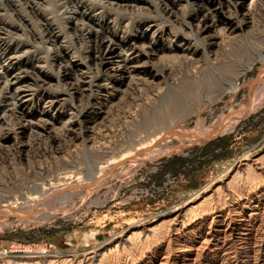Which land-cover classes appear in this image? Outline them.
I'll return each instance as SVG.
<instances>
[{"label":"bare ground","instance_id":"bare-ground-1","mask_svg":"<svg viewBox=\"0 0 264 264\" xmlns=\"http://www.w3.org/2000/svg\"><path fill=\"white\" fill-rule=\"evenodd\" d=\"M82 1L0 0V167L5 168V176L0 168V228L8 218L24 224L55 214L40 210L52 200L96 193L123 165L206 145L264 103V73L239 110L206 128L179 124L191 113L179 98L163 102L176 68L214 66L227 46L263 34L264 0H246L249 9L242 13L238 7L245 0H87L98 6L97 13ZM42 9L68 20V36L61 38L41 21ZM102 11L140 16L148 23L130 36L126 27L115 28L113 17L101 21ZM24 38L29 46L12 43ZM65 39L87 51V66L73 60ZM47 43L50 49L42 57L23 58ZM250 51L264 65V55ZM44 67L55 71L56 83L41 74ZM100 82L110 89L99 90ZM226 87H220L222 94L240 90L235 82ZM37 89L43 92L31 102ZM92 98L97 107L83 113ZM65 101L75 108L61 113ZM122 105L127 107L118 115ZM172 141L174 146L163 149ZM123 145L127 150L124 146V152L112 155ZM106 158V169L97 168ZM54 164L57 169L51 171ZM72 175L84 179L72 183ZM53 176L64 181L49 183ZM204 191L159 221L152 217L128 234L118 229L107 243L85 239L86 247L68 254L15 244L13 254L0 247V264H264V151L241 157ZM5 196L14 202H2Z\"/></svg>","mask_w":264,"mask_h":264},{"label":"rangeland","instance_id":"rangeland-1","mask_svg":"<svg viewBox=\"0 0 264 264\" xmlns=\"http://www.w3.org/2000/svg\"><path fill=\"white\" fill-rule=\"evenodd\" d=\"M170 1L176 2L179 0ZM82 3L88 6L93 11L92 13L100 11L98 6L87 0H83ZM247 9H249L247 1H241L238 12L242 13ZM38 11L41 15V21L51 24L61 38H64L65 34L68 36V31L65 30L68 27L67 19L62 18V16H59V19H54L49 11H43V9ZM190 11L191 9L187 11V14H190ZM102 12L101 21L107 16L113 17L115 28L120 31L123 27H126L125 30L130 36L136 33L139 24L148 23L146 18L140 16H118L111 11ZM13 24L18 25L16 22ZM164 25L168 26L167 23ZM34 31L37 33L35 28ZM262 31L263 34H259L261 36L257 33L254 38L247 37L242 45L227 46L226 50L218 56L219 59L214 66L207 64L198 71L188 68H176L173 76L174 81L170 85L163 102L165 103L169 98H179L182 103L191 109V113L180 119L179 124L186 129H193L196 125L206 128L219 119L229 117L233 112L239 110L244 99L255 86L256 82L254 83V81L257 73L260 72L258 79L264 73V65L260 61H254V54L250 51L254 50L264 55V30ZM18 42L19 45L26 44L25 46H29L27 38H24L21 43L18 40H12L13 44ZM49 44L38 46L35 52L30 50L23 58L42 57L44 51L50 49L51 44ZM64 44L74 52L75 58L73 60L77 61L76 63L83 67L88 65L89 61L85 59L87 51L83 52L82 46L67 39H65ZM33 67L34 65L31 66V68ZM247 67H251V69L243 72V69ZM40 72L45 76H51L53 83H56L57 78L54 70L44 67ZM232 82L239 85L240 90L238 93L233 95L231 92L226 91L222 94L220 87L226 89V85ZM100 83L99 90L108 88L104 82ZM45 91L48 92V90ZM42 92L41 89H37L31 96V102H34ZM96 101V98H92L85 106L83 113L95 110L94 108L97 107ZM124 106H121L123 108L117 112L118 115L127 107V105ZM73 107V103L65 101L61 113ZM63 115H61L60 120L66 117V114ZM115 120L114 117L112 120L113 126L116 123ZM201 143H198V145ZM175 144V141L167 142L163 149ZM124 146L126 149V145H123L122 149L118 147L114 149L112 155L116 156L120 152H124ZM263 151L264 103L247 117L238 121L231 131L214 135V138L206 145L186 146L180 153L164 156L155 161L123 165L114 172L107 184L96 193L86 195L82 191L72 199L52 200L47 207L40 209L43 212L46 210L49 213L55 212L52 215L48 214L50 216H46L47 218L39 219L36 217L24 224L19 223L14 218H8L0 228V247L8 248L15 244L18 245V249L46 246L52 253L68 254L77 247L79 249L86 247V243L84 244L85 239H89V242L107 243L112 237H115L114 235L118 229L123 231L124 234H128L132 230H136L138 226L148 224L152 217H155L158 221L161 220L164 214L168 213L175 205L189 201L199 193L202 197L207 192L204 190L209 183L225 174L228 168L241 157L247 155L256 157L262 155ZM106 159L100 161L99 164L97 163V168L106 169L107 161H109L108 158ZM87 166L89 165L86 163L80 168L83 169ZM0 168L4 174L5 168L3 166ZM52 169L53 171L57 169L56 164L52 165L51 171ZM55 176L52 179L50 178L49 183L58 184V179L61 183L64 181L62 176ZM78 177L80 180L84 179L82 175H72L69 180L74 183ZM23 194L28 196L26 192ZM16 200L19 202V207H22L20 200L18 198ZM5 201L14 202V199L5 196L2 202ZM55 209L57 211H53ZM58 209L64 212L61 210L60 212ZM0 220L4 219L0 217ZM77 234L80 236L73 242L72 238ZM17 255L14 254L13 257Z\"/></svg>","mask_w":264,"mask_h":264},{"label":"built area","instance_id":"built-area-1","mask_svg":"<svg viewBox=\"0 0 264 264\" xmlns=\"http://www.w3.org/2000/svg\"><path fill=\"white\" fill-rule=\"evenodd\" d=\"M14 247H15V245H11V247L4 248L3 251L6 253H9V254H13L14 253V251H13Z\"/></svg>","mask_w":264,"mask_h":264},{"label":"water","instance_id":"water-1","mask_svg":"<svg viewBox=\"0 0 264 264\" xmlns=\"http://www.w3.org/2000/svg\"><path fill=\"white\" fill-rule=\"evenodd\" d=\"M259 73H260V72H258V73H257V76H256V78H255V81H254V83H255V82H257V80H258V77H259V75H260ZM211 140H212V139H210V140L206 141L205 143H209ZM204 145H205V144H204Z\"/></svg>","mask_w":264,"mask_h":264},{"label":"trees","instance_id":"trees-1","mask_svg":"<svg viewBox=\"0 0 264 264\" xmlns=\"http://www.w3.org/2000/svg\"><path fill=\"white\" fill-rule=\"evenodd\" d=\"M182 163H187V162H182Z\"/></svg>","mask_w":264,"mask_h":264}]
</instances>
